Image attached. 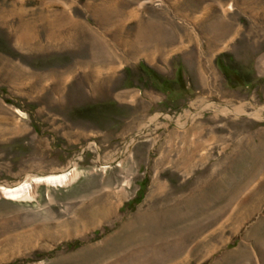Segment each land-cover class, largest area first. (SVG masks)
<instances>
[{"label":"rangeland","instance_id":"rangeland-1","mask_svg":"<svg viewBox=\"0 0 264 264\" xmlns=\"http://www.w3.org/2000/svg\"><path fill=\"white\" fill-rule=\"evenodd\" d=\"M69 166L0 264H264V0H0V188Z\"/></svg>","mask_w":264,"mask_h":264},{"label":"bare ground","instance_id":"bare-ground-1","mask_svg":"<svg viewBox=\"0 0 264 264\" xmlns=\"http://www.w3.org/2000/svg\"><path fill=\"white\" fill-rule=\"evenodd\" d=\"M147 26V25H146ZM149 26V25H148ZM77 175V170L74 166H69L61 172L48 174L43 176H35L30 179H25L17 184L4 186L0 188L1 193L10 198H25L31 195L33 187L37 183H45L49 185H64L71 181Z\"/></svg>","mask_w":264,"mask_h":264},{"label":"trees","instance_id":"trees-1","mask_svg":"<svg viewBox=\"0 0 264 264\" xmlns=\"http://www.w3.org/2000/svg\"><path fill=\"white\" fill-rule=\"evenodd\" d=\"M218 61V65L220 67L221 70H224V72H226L228 69L226 66H223V64L221 63L220 59H217Z\"/></svg>","mask_w":264,"mask_h":264}]
</instances>
